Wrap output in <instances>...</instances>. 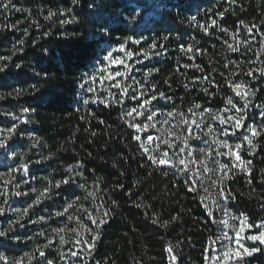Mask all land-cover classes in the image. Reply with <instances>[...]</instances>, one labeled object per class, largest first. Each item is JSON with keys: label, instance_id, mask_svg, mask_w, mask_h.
Masks as SVG:
<instances>
[{"label": "trees", "instance_id": "trees-1", "mask_svg": "<svg viewBox=\"0 0 264 264\" xmlns=\"http://www.w3.org/2000/svg\"><path fill=\"white\" fill-rule=\"evenodd\" d=\"M0 68V172L27 166L25 215L0 217L1 262L207 264L222 196L251 224L264 219V0H0ZM168 113L195 122L213 153L240 144L244 170L231 154L208 196L173 149V167L152 163L142 141L159 132L140 129ZM243 264H264V250Z\"/></svg>", "mask_w": 264, "mask_h": 264}, {"label": "rangeland", "instance_id": "rangeland-1", "mask_svg": "<svg viewBox=\"0 0 264 264\" xmlns=\"http://www.w3.org/2000/svg\"><path fill=\"white\" fill-rule=\"evenodd\" d=\"M120 75L124 77L125 70H120ZM132 85V83H131ZM132 102H136L131 97ZM145 103L142 106H132L131 107V115L126 114V120L130 116H134V118H140L143 114L149 110L147 107H144ZM147 108V110H145ZM132 109H137V112H132ZM140 113V114H138ZM155 116V115H154ZM214 118V117H213ZM214 120H216L214 118ZM144 125H147L145 128ZM141 127V134H147L149 132V128H157V132H159L156 136H151L152 140L149 141L147 139L148 135H144L145 139L142 141V147L147 148V154L152 156L154 159H160L163 157V153H167L166 157H163L170 161L169 164L162 165L167 167L174 166V156L170 154L168 151L169 148L173 149L175 157H177L178 162L181 159L185 160L187 168L185 165H181L182 169L188 172L190 175L195 177L204 188V193L206 195H210V188H213L214 184L212 183L215 179V169L218 168L217 172L221 174L225 169L221 168L222 165H225V160H231L230 155L228 153V149L224 148L222 145H219V153L211 152V156H208L209 152L208 145L203 141V132H199L196 128L195 122H191V120L187 116L182 117H174V115H162L161 120L154 121V119H148ZM153 125V126H152ZM152 126V127H151ZM157 126V127H155ZM185 130V135L183 136V141H180V146H176L178 138L181 136L182 132ZM190 134H189V131ZM216 132L212 131L214 134L220 133L218 129H215ZM209 132V133H212ZM163 133L161 136L160 134ZM221 134V133H220ZM177 139V140H176ZM168 141L170 144H173V147H169V144H166L164 141ZM182 142V143H181ZM185 143L190 147H185ZM168 145V146H166ZM236 145H232V154H239V149H236ZM167 148V149H166ZM184 149L181 151V149ZM5 150V149H4ZM10 151H6L3 154V157L0 158V163L8 161ZM195 160L196 163H191L190 161ZM236 160V158H235ZM205 165L209 169L205 171ZM239 169L244 170V165L241 160H236L235 164ZM20 167L8 168L6 172H0V209H3V215L9 220L13 218L12 216L17 218H23L26 210L21 205L22 202V193L19 191L21 186V179L26 175L27 171L22 170L20 173V177L16 175L19 173ZM205 178L209 179V185H204ZM207 187V188H205ZM19 194V195H18ZM208 195V196H209ZM223 196L221 197L222 201H217L218 208L221 210L223 215V219L221 221V228L218 237L213 241L210 247V254L208 257L207 264H243L244 260L248 257H251L253 254L258 252L259 250H264V243H260L259 241H252L248 239L249 236L258 235L259 231H264V228L259 227L261 224H264V219L260 221L257 225L251 224L248 220L245 223L241 224V221L244 217L239 216L234 213L227 203V200H223ZM14 221V220H13ZM12 221V222H13ZM227 221V223H224ZM15 222V221H14ZM248 225H253V227H248ZM243 228V231L241 229ZM237 233L239 236L237 237ZM225 234H227L225 236ZM242 244L244 248H248L251 250L252 248L259 249L258 251L252 252L251 255H246L243 253V249L239 247ZM240 251L241 256H236L235 253ZM228 254L226 258L225 254ZM0 264H13V262L5 261Z\"/></svg>", "mask_w": 264, "mask_h": 264}, {"label": "snow or ice", "instance_id": "snow-or-ice-1", "mask_svg": "<svg viewBox=\"0 0 264 264\" xmlns=\"http://www.w3.org/2000/svg\"><path fill=\"white\" fill-rule=\"evenodd\" d=\"M9 2H10V0H9ZM230 2H231V3H234L235 0H230ZM4 7L7 8V7H8V4H5ZM221 15H222V14H221ZM192 19L195 20V17H193ZM215 23H216V22L213 21V24H215ZM204 30H205V32L207 31L206 28H205ZM221 30H222V31H227V29H223V28H222ZM249 31H251V29H249ZM136 43H139V41H136ZM154 47H155V45H153V48H154ZM228 47H229V49H230L231 51H237V50H238L237 48L233 47L231 44H229ZM123 50H124V46L121 45V47H120V51H123ZM182 51L191 52V51H192V46L189 45L187 49H183V47H182ZM127 55H128L129 57H131L132 54H131V53H128ZM106 58H107V59H110L111 62H114V63H121V64L124 63L123 60H112V59H111V58H112V54H111V52L108 53V55H107ZM17 67H19V65H17ZM2 70H3V69L0 68V71H2ZM116 75H120V73L117 72ZM232 87H233L234 90H236V94H237V95H241V92H240L239 90L243 87L242 84L237 83V84H235V85H232ZM90 90H91V89H90ZM161 95H163V94H161ZM246 95H247V93H245L244 96H242V98L246 97ZM0 98H2V97H0ZM154 98H155V97H153V99H154ZM227 102H228L229 105H232L233 108L236 107L235 104H233V100H232V98H228V101H227ZM85 103H87V101H85ZM144 103L147 104V103H149V101L146 100ZM247 103H248V101L246 100L245 105H244L245 108L247 107ZM196 107L199 108L200 106H199V105H196ZM25 111H27V110H25ZM206 111H210V110H206ZM236 111H237V112H240V111H242V109H241V108H236ZM132 112H137V109H132ZM138 114H140V113H138ZM128 115H131V112H129ZM168 115L171 116V115H173V114H172V113H168ZM147 118H148V119H151L152 117L149 116V117H147ZM215 119H219L220 122H221L222 124L225 123V120H224L223 117L217 116V117H215ZM227 119H228V120H232L233 117L229 116ZM242 119H243L242 116L239 117V118H236L235 121H234V125H233V126L236 127V128L241 127V126H242V125H241V121H242ZM134 127H136L138 130L140 129V125H134ZM144 127L146 128L147 125H144ZM208 130H209V132H212V131H213V129H212L211 127H209ZM8 131H9V133H11V132L14 131V129H9ZM188 131H189V134H190V131H191V130H188ZM223 134H224V135H227V134H228L227 129H225V130L223 131ZM256 134H257L256 131L253 129V130H252V135L255 136ZM136 139L139 140L140 137L137 136ZM147 139H148L149 141H151V140H152V137H151V136H148ZM243 139L246 140V141L248 142L249 145H252V140H251L248 136H244ZM164 142H165L166 144H169V147H173V144H170L167 140L164 141ZM219 143H220L224 148L228 149V153H226V154H232V151H233V150H232V147L228 144V142H227L226 140H225V141H219ZM6 146H7V145H6V142H4V141H0V148H5ZM252 146L255 147L254 145H252ZM185 147H190V146L187 145V144L185 143ZM235 147H236V149H239V148L241 147V145H240V144H237ZM183 150H184V149L182 148L181 151H183ZM145 152H148V149H147V148H145ZM207 155H208V156H211V150H209V152L207 153ZM166 156H167V153H166V152L163 153V157H166ZM163 157L157 160V159H154V158L150 155V156H149V159H150V160L152 161V163H154V164H155V163H159L160 165H166V164H169L170 161L167 160V159H165V158H163ZM235 158H236V160H240V156H239V154H235ZM190 162H191V163H196L195 160H192V161H190ZM179 163H180L181 165H185V168H187V165H186L184 159H181V160L179 161ZM249 163H250V161H249ZM227 167H228L227 165H222V166H221V168H223V169H226ZM23 169H24V171H27V166L24 165V166H23ZM204 170H205V171H208V170H209V169L207 168L206 165H205V169H204ZM69 171H71V169H69ZM62 183L67 184V183H68V180H64ZM56 186L59 187V182L57 183ZM221 191H223V189H221ZM18 195H19V194H18ZM69 207H71V205H69ZM2 214H3V209H0V215H2ZM57 215H62V213H58ZM103 215H104L105 217H107V216L109 215V213H108V212H105ZM246 220H247V217H244V219L241 221V224L245 223ZM105 222H106V221H105V219H103V218H101V219L99 220V222H97L96 219H92V223H93V224H97V226L103 225ZM154 223H155V221H154ZM224 223H227V221H225ZM248 227H253V225H248ZM259 227L264 228V224H261ZM89 231H91V230H89ZM241 231H243V228L241 229ZM5 235H6L5 232L0 231V237H3V236H5ZM226 235H227V234H225V236H226ZM238 236H239V233H237V237H238ZM96 238H97V237H93L92 245H94V243H95V239H96ZM248 239H250V240H252V241H259L260 243H264V231H259V234H258V235H252V236H249ZM239 247H240L241 249H243V253L246 254V255H251L252 252H255V251H258V250H259V249H257V248H252L251 250H249L248 248H244V246H243L242 244H240ZM168 251L171 252V251H172V248L169 247ZM72 254H73V255H76V253H72ZM41 255H43V253H41ZM235 255L238 256V257L241 256L240 251H237V252L235 253ZM225 256H226V258H227V257H228V254L226 253ZM0 259H5V257L0 256ZM49 264H51L50 261H49Z\"/></svg>", "mask_w": 264, "mask_h": 264}]
</instances>
